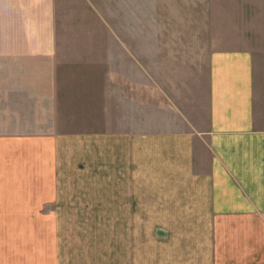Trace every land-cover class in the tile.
I'll use <instances>...</instances> for the list:
<instances>
[{
  "label": "crops",
  "instance_id": "crops-1",
  "mask_svg": "<svg viewBox=\"0 0 264 264\" xmlns=\"http://www.w3.org/2000/svg\"><path fill=\"white\" fill-rule=\"evenodd\" d=\"M66 9L0 0V65L56 56ZM242 44L207 71H97L112 91L81 129L37 131L79 122L58 77L81 71H0V264H264V71Z\"/></svg>",
  "mask_w": 264,
  "mask_h": 264
},
{
  "label": "rangeland",
  "instance_id": "rangeland-1",
  "mask_svg": "<svg viewBox=\"0 0 264 264\" xmlns=\"http://www.w3.org/2000/svg\"><path fill=\"white\" fill-rule=\"evenodd\" d=\"M65 1L67 9L58 11L56 56L0 65V71H81L58 77L63 90L73 91L59 106L79 115H73L79 122L66 124L64 119L72 118L64 115L57 124L37 125V131L81 129V113L99 120L100 89L112 87L99 81L97 71H153L154 76L157 71H207L216 44L242 43L255 51L257 70L264 71V0ZM76 77L79 84L72 87ZM87 90L96 96L86 97ZM121 101L120 109L129 116V102ZM111 103L114 106V99Z\"/></svg>",
  "mask_w": 264,
  "mask_h": 264
}]
</instances>
